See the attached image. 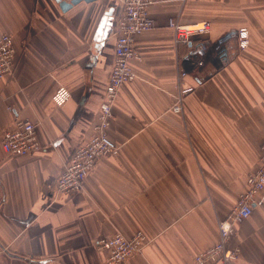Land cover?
I'll return each mask as SVG.
<instances>
[{"label": "crops", "instance_id": "obj_1", "mask_svg": "<svg viewBox=\"0 0 264 264\" xmlns=\"http://www.w3.org/2000/svg\"><path fill=\"white\" fill-rule=\"evenodd\" d=\"M121 6L97 0L62 10L60 0H0V35L14 47L11 72L0 77V264H105L97 239L136 230L150 243L123 264H194L217 241V221L257 168L264 0H154L153 28L135 38L136 78L119 89L109 119L118 156L100 159L82 191L54 194L65 162L96 122ZM171 22H207L209 30L184 44ZM240 28L249 35L244 50ZM188 55L203 66L182 80L194 90L178 114L177 72ZM58 87L70 94L62 106L51 99ZM16 118L35 125L40 150L3 151V133ZM230 244L238 249L232 264H264V191Z\"/></svg>", "mask_w": 264, "mask_h": 264}, {"label": "built area", "instance_id": "obj_2", "mask_svg": "<svg viewBox=\"0 0 264 264\" xmlns=\"http://www.w3.org/2000/svg\"><path fill=\"white\" fill-rule=\"evenodd\" d=\"M154 0H121V11L116 21L114 36V59L108 82L104 89L102 102L99 105L96 122L92 133L86 141L79 143L72 151L70 158L56 180L54 194L68 196L83 189L84 181L97 161L103 157L116 154V145L108 138L107 128L111 117L112 107L122 85L135 80L136 73L130 65L132 59L138 58L135 48V38L153 28L148 8ZM175 41L187 43L196 35L208 32L209 23L202 22L193 27H182L171 22ZM248 30L240 28L237 32L238 48L245 49L248 45ZM14 57L13 41L10 35H0V77L11 72ZM187 63L178 68L177 77L184 78L192 72L191 68L203 66V61L195 55H188ZM191 62V63H190ZM200 67V68H201ZM192 88V87H191ZM189 89V88H186ZM192 89H189V91ZM187 92V91H186ZM65 87H58L51 96L56 106H62L69 98ZM185 96V95H184ZM183 96V97H184ZM181 98H175L172 109L179 113ZM1 146L5 153L12 156H26L40 150L35 133V125L27 119H14L13 128L5 131ZM260 169L247 177V189L240 194L239 199L230 214L220 222L219 238L211 247L199 252L194 257V264H232L237 259L238 249L230 242L235 226L241 224L252 214L254 195L258 189L264 188V144L260 157ZM120 242L101 240L97 242L112 251V260L119 262L133 249L130 240L117 239ZM115 241V240H114ZM5 249L0 245V255ZM116 252V253H113ZM118 258H115V257ZM122 256V257H121Z\"/></svg>", "mask_w": 264, "mask_h": 264}, {"label": "rangeland", "instance_id": "obj_3", "mask_svg": "<svg viewBox=\"0 0 264 264\" xmlns=\"http://www.w3.org/2000/svg\"><path fill=\"white\" fill-rule=\"evenodd\" d=\"M237 44H238V40H237ZM240 50H244V49H240ZM191 63V62H190ZM200 67L201 66H195L194 68H191V70L192 71H198L199 69H200ZM184 78H182V79H179L178 77H177V80H178V93H177V95H176V97L177 98H181V101H180V103H179V106H180V111H179V113L178 114H182V111H183V101H184V99H185V97L187 96V95H189L191 92H193V90H194V88L192 87H190V86H184V87H182V80H183ZM186 88H189V89H192V90H190L189 91V89H186ZM187 91V92H186ZM185 95V96H184ZM184 96V97H183ZM173 110V109H172ZM263 144H264V140H263V142L261 143V145H260V148H259V155H258V160H257V168L253 171V172H250V173H248V175H247V177L249 176V175H251V174H253V173H256L259 169H260V165H261V160H260V157H261V154H262V146H263ZM116 145V144H115ZM119 146L118 145H116V154L115 155H111L110 157H117L118 156V153H119ZM69 158H70V156H69ZM69 158H68V160H69ZM103 158H107V157H103ZM103 158H101V159H103ZM68 160L65 162V164H64V166L66 165V163L68 162ZM100 160V159H99ZM98 160V161H99ZM97 161V162H98ZM97 164V163H96ZM96 164L94 165V167L92 168V170L95 168V166H96ZM64 166H63V168H64ZM91 170V171H92ZM90 171V172H91ZM89 172V173H90ZM89 173H88V175H89ZM88 175H87V177H88ZM86 177V178H87ZM247 177L245 178V180H246V185H247ZM86 180V179H85ZM85 182V181H84ZM83 188H84V185H83ZM83 190V189H82ZM81 190V191H82ZM264 191V188H260V189H258V192L254 195V200L256 199V197L261 193V192H263ZM241 194V193H240ZM240 194L238 195V197H237V199H236V202L239 200V199H241V198H239L240 197ZM236 204V203H235ZM235 204H234V206H235ZM234 206L232 207V209L234 208ZM232 209L229 211V213L225 216V218L230 214V212L232 211ZM224 218V219H225ZM223 219H220V220H218L217 221V229H218V238H219V226H220V222L222 221ZM247 220V219H246ZM246 220H244L243 222H245ZM242 222V223H243ZM238 226V225H237ZM237 226H235V229H234V235H235V232H236V227ZM233 235V236H234ZM218 238H217V241H218ZM233 238V237H232ZM117 239H123V240H130L132 243H133V249H132V251L126 256V257H124V258H122V260L121 261H119V262H114L113 260H112V258H111V256H112V251H111V249L110 248H107V247H105V246H103V245H100V243L99 244H97V242H99V241H101V240H110V241H113L112 242V244H115V243H117V242H120V240H117ZM115 240V241H114ZM216 241V242H217ZM150 243V239L147 237V235L143 232V231H141V230H136L133 234H131V235H125L124 233H122V232H120V231H115L112 235H110V236H105V237H99V239H97V241L95 242V247L98 249V250H100V251H102V252H104L105 253V264H123V263H125L126 261H128L131 257H134V256H136V255H138V254H140L144 249H145V247L148 245ZM5 252V250L2 252V254ZM113 253H116V252H114L113 251ZM2 254L0 255V257L2 256ZM122 257V256H121ZM115 258H118L117 256L115 257ZM219 263H221V262H219ZM216 264V263H215ZM222 264V263H221Z\"/></svg>", "mask_w": 264, "mask_h": 264}, {"label": "water", "instance_id": "obj_4", "mask_svg": "<svg viewBox=\"0 0 264 264\" xmlns=\"http://www.w3.org/2000/svg\"><path fill=\"white\" fill-rule=\"evenodd\" d=\"M95 1L97 0H60V8L62 10H67L71 6L76 5L79 2L91 3ZM111 12H112V8L109 9V11L107 12V15L111 14ZM228 37L229 35H226L225 37L219 39L218 43L225 41Z\"/></svg>", "mask_w": 264, "mask_h": 264}]
</instances>
